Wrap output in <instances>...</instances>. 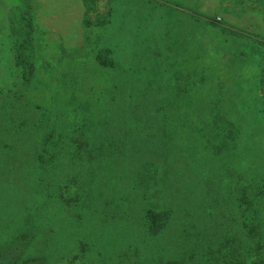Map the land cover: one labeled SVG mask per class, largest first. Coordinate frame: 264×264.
I'll use <instances>...</instances> for the list:
<instances>
[{"label":"rangeland","instance_id":"1","mask_svg":"<svg viewBox=\"0 0 264 264\" xmlns=\"http://www.w3.org/2000/svg\"><path fill=\"white\" fill-rule=\"evenodd\" d=\"M240 37L264 51V0H0V264L251 258L247 222L264 256V59ZM133 100L168 117L136 165L101 123ZM217 106L236 138L210 131Z\"/></svg>","mask_w":264,"mask_h":264},{"label":"trees","instance_id":"2","mask_svg":"<svg viewBox=\"0 0 264 264\" xmlns=\"http://www.w3.org/2000/svg\"><path fill=\"white\" fill-rule=\"evenodd\" d=\"M214 26L218 27V23L213 22ZM220 30L224 31V28L222 27H218ZM246 30V29H245ZM254 36V35H253ZM256 37V36H254ZM242 38L244 41H246L248 43V46L250 49V51L255 50V54L256 57H259V59H264V51L261 50H256L255 48H253L252 46V37H240ZM254 41L258 42L257 44L259 46H262L264 48V39L263 38H259V39H253ZM254 42V43H256ZM100 52V51H99ZM256 52L258 54H256ZM102 54V53H101ZM28 71L30 72V68H28ZM144 101V111L137 113L135 108H136V104L135 101L133 100L132 102H128L126 104H124V102L122 103V105L119 106H113L114 109H112V111L115 109L119 110V111H125L128 113V115L124 116H120L119 118H115V120H110L111 119V115L105 119L106 121H103L101 123L104 124V126H106L108 128L109 124H114V122L116 124H120L121 126L130 129L131 131H128L130 133V136L127 137V139H132L130 142V144H128V146H121L120 148L117 147L116 149L117 151V157L119 156H123L127 153H129L130 155L127 154L128 159L130 158L131 161H133L136 165V163L139 161V159L142 157V161L144 158H147L148 156H150V152H149V146H148V142L151 140V136L152 133H154V138L156 136H158V138L164 137V125L165 122L168 121V117L166 116L165 113H160V114H156L155 113H150L147 111V103ZM261 102L264 105V99L263 97H261ZM112 114V113H111ZM262 120L264 121V113ZM234 118L229 115V114H223L220 112L218 106L217 109L214 113L211 114V116H209V119L207 120V123L209 124V128L210 131H214V133L216 135H225V137L227 139H234L236 138V134H237V129H236V125L235 122L233 120ZM102 121V120H101ZM111 121V122H110ZM142 128H144V133H142ZM154 130V132H152ZM132 132H134L133 137L131 138V134ZM150 132H152L150 134ZM161 132V133H159ZM157 133V134H156ZM57 135V134H56ZM56 135L55 138H56ZM106 135H109L110 140L111 141H115V139H117V134L112 131V130H108L107 134H104V137H106ZM72 138L76 149H78V154L77 156H81L83 153H87V151L83 148V146L81 145H88V143L86 144H81L78 143L79 139H81L79 136L74 135V131L72 132ZM109 140V143L111 142ZM138 140H142L139 141V144H137ZM55 142V141H54ZM111 144V143H110ZM112 147V146H111ZM99 151V147L96 148ZM114 151L113 148H111V151H109L107 148L105 150V153L107 155L112 154V152ZM100 152V151H99ZM166 155V154H164ZM69 156V155H68ZM67 156V159H68ZM159 156H163V154L159 153ZM43 168H44V164L43 162H41ZM242 199V198H240ZM147 213V212H146ZM165 214V213H164ZM147 220L150 222V226H149V232L151 234H157V230L162 226V224H167L169 223V214H167L166 216L164 215H158L157 213H155L154 211H150L147 213L146 216ZM249 221V220H248ZM248 223V224H247ZM246 224L243 225L244 230H245V235L247 238L252 239V243L249 244L247 247H249V249L251 251H253V254L251 255V258H246L247 252L246 251H242L240 254L237 252L236 248L232 245L231 247V251L227 252L226 255L223 254V250L225 249L224 247L220 253V250L217 251L215 254L217 255L216 258H211L212 264H264V256L262 255V252L260 254L261 249L263 250V246L260 243L261 240V226L260 224L257 223H252V222H247ZM216 233H219V229L218 227L215 229ZM228 243L225 242V247L228 246ZM208 257H210V254H207ZM207 255H200L199 259L202 260V262H194L192 264H208L207 263ZM245 260V261H244ZM210 263V262H209Z\"/></svg>","mask_w":264,"mask_h":264}]
</instances>
